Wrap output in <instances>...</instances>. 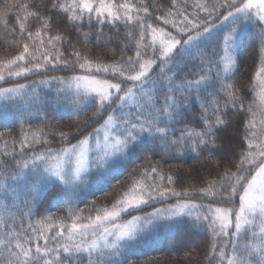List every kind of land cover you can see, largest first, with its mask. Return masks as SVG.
<instances>
[{
	"label": "snow or ice",
	"instance_id": "snow-or-ice-1",
	"mask_svg": "<svg viewBox=\"0 0 264 264\" xmlns=\"http://www.w3.org/2000/svg\"><path fill=\"white\" fill-rule=\"evenodd\" d=\"M11 7L17 9L22 51L3 65L8 69L7 75L27 76L49 68L71 72V76L50 79L64 85L58 92L70 94L78 112L95 109L75 128L54 134L59 136L61 147L33 152L18 166L40 176L41 185L51 179L53 183L58 181L67 186L92 166L115 171L149 140L161 154L183 155L186 151L199 154L214 148L219 132L230 126L234 115L245 112L243 97L232 77L239 70L237 53L249 27L257 29L259 38L256 51L259 63L254 83L249 87L253 91L260 89L258 107L264 114V0H191V3L161 0L159 4L157 0H40L39 4L20 3ZM7 11L0 15V23L5 28ZM48 12L63 13L62 19L78 33L85 24L89 28L98 26L97 41L105 25L115 27L123 22L125 27L133 28L126 35L134 43V55L104 63L98 57L90 58L70 42V52L57 47L64 43L63 34L48 36L45 42L42 32L46 34L53 24ZM154 12L158 14L154 16ZM30 18L39 24L35 32L28 30ZM160 21L175 32L158 26ZM10 31L15 33L16 28ZM186 58L198 60L201 65L197 78L177 83V73L173 72L171 78L165 75L166 69ZM154 68L158 71L154 72ZM158 76L167 79V84L163 80L158 84ZM5 79L4 72L0 71V81ZM217 84L224 94L223 103ZM28 88L26 84L0 87V97L11 99L24 95ZM197 103L200 120L194 126L177 129L175 125L183 124L185 113ZM246 111L250 118L243 121L239 159L232 163L235 171L225 167L218 174L219 179L207 181L204 187L177 191L172 185L180 177L166 175L158 165L150 164L141 171V179L135 180L111 209L97 210L94 218H87L88 223H79L82 217L76 216L71 225L54 224L48 217L40 222L39 229L28 226L38 233L35 236L25 235L24 230L6 232L0 239V246L8 254L4 264H82V261L122 264L119 258L127 248L151 237L160 227L180 223L210 234L207 264H264V118L257 131L253 105L249 104ZM90 128L92 131H88ZM31 135L36 144L51 143L43 133ZM20 144L22 150L31 147L27 135ZM6 163L0 161V165ZM3 187L0 209L6 211L7 185ZM40 191L41 187L33 184V201ZM170 197L177 198L175 204L132 215V211L142 210V206ZM122 214L131 215V219L117 223ZM53 227L59 230L51 236L46 234ZM50 239L54 242L52 246ZM40 240L44 241L43 245Z\"/></svg>",
	"mask_w": 264,
	"mask_h": 264
},
{
	"label": "trees",
	"instance_id": "trees-1",
	"mask_svg": "<svg viewBox=\"0 0 264 264\" xmlns=\"http://www.w3.org/2000/svg\"><path fill=\"white\" fill-rule=\"evenodd\" d=\"M160 2L161 0H157L158 4ZM189 2L191 3V0ZM20 3L39 4L40 0H0V15L8 9L6 15L7 28L0 23V71H3L6 77L4 81H0V87L14 83L29 86L28 89H25L24 95H16L11 99L7 97L0 99V161L7 162L0 165V193L5 192L3 185L6 184V203L8 204L6 211L0 209V239H3L4 234L10 230L17 232L24 230L25 235L35 236L38 233L33 232L32 228L28 226L31 224L39 229L40 222L48 217H51V222L54 224L62 222L64 225H71L76 216L82 217L78 221L79 223H88L87 218L89 216L94 218L98 214L97 210L111 209L115 201L125 191L129 190L133 182L141 179V171L149 167L150 164L158 165L166 175L172 174L174 177H180L172 185L177 191L189 187H204L207 181L219 179L218 174L225 167H232L233 162H238L240 152L238 145L242 140L244 131L243 121L250 118V114L246 111L249 104L253 105V111L256 113L257 131L262 127L259 122L264 118V114L260 112L258 107L260 104L259 88L257 87L253 91L249 87L254 83L253 76L259 63V58L256 55L259 38L256 34L257 29L249 27L243 36L237 53L239 70L232 77L235 87L239 89L243 97L245 112L234 115L230 126L219 132L214 148L205 149L199 154L191 151H186L183 155L161 154L157 145L149 140L142 148L136 149L115 171L97 169L92 166L90 170L87 169L81 175L77 182L67 186L58 181L53 183L51 179L46 184L41 185L40 176L31 173L28 169H19L18 166L28 159L33 152H42L47 147L54 149L61 147L59 136L54 134L75 128L77 123L90 117L95 109L88 108L86 112H78L77 106L72 103L71 95L65 96L64 93L58 92V89L63 88L64 85L50 79L52 76H69L73 74L71 72L49 68L48 71L41 69L39 72L29 73L27 76L9 77L7 75L8 69L3 65L8 59L22 51L19 26L16 23L17 9L11 7L13 4ZM41 11L43 14V10ZM191 11L192 9L189 8V12ZM157 14L153 13L154 16ZM20 15L23 16V12ZM47 15L52 17L53 24L46 34L42 32L45 42L48 36L63 34L64 43L63 45L57 44V47H62L70 52V42L77 49L87 53L90 58L96 59L98 57L104 63L119 61L121 56L127 59L128 56L134 55V43L126 35L129 31H133V28L131 26L125 27L123 22L115 27L105 25L103 35L97 41L98 26L89 28L85 24L81 32L78 33L70 24H67L66 20L62 19L63 13L48 12ZM157 24L173 31V33L175 32L170 26L163 25L162 21L157 22ZM13 27L16 28L15 33L10 31ZM38 27L39 24L30 18L28 30L35 32ZM85 33L88 34L87 37H85ZM25 41H27L26 37ZM203 67L206 68L207 66L204 65ZM200 69L201 65L198 60L186 58L178 62L177 65H173L170 70L166 69L165 75L171 78L173 72L177 73L175 81L179 83L180 80L197 78ZM13 70H15V66H13ZM153 71H158V69L154 68ZM214 72L215 69H213ZM156 79L158 84L161 80L165 85L167 84V79H164L163 76H158ZM42 80L49 82L39 83ZM33 88L35 92L31 91ZM216 90L220 92L219 99L223 103L224 94L219 84L216 85ZM200 117L201 110L197 103L185 113L183 124H177L175 127L179 129L184 125L194 126ZM32 133L38 135L43 133L51 143L45 145L32 142ZM176 134L179 135V132ZM25 135L28 136L31 147H25L22 150L20 142ZM74 141L75 139L71 140L72 143ZM13 149H15L14 153ZM6 151L10 154L4 155ZM209 151H211V155H209ZM29 163L31 162L29 161ZM232 170L235 171V168L232 167ZM14 176H16L15 180L13 179ZM33 184L41 187L40 194L34 201ZM164 186H168L166 181ZM176 199L170 197L162 202L154 201L151 205L142 206V210L132 211V215L144 214L153 208L175 204ZM238 203L239 197L237 196L236 204L238 205ZM29 209H31L30 214ZM184 219L187 220V218ZM58 230V227H53L46 234L51 236ZM210 238L209 233L203 229L191 227L188 223H180L173 227H160L151 237L127 248L119 259L122 264H207L205 257L208 253ZM190 240L198 241V244L191 245ZM39 243L43 245L44 241L40 240ZM53 243L50 239L49 245L52 246ZM7 255L3 246H0V264H4ZM82 264H86V261H82Z\"/></svg>",
	"mask_w": 264,
	"mask_h": 264
},
{
	"label": "rangeland",
	"instance_id": "rangeland-1",
	"mask_svg": "<svg viewBox=\"0 0 264 264\" xmlns=\"http://www.w3.org/2000/svg\"><path fill=\"white\" fill-rule=\"evenodd\" d=\"M71 75H73V74H71ZM71 75H69V76H71ZM17 83H14V84H10V85H7V86H5V87H14L15 85H16ZM259 92H260V89H259ZM2 98H4V97H0V99H2ZM101 123H102V121H101ZM99 125H95L94 127H98ZM90 131H92V129H90ZM73 143H76V140L73 142ZM93 152H95V148H94V146H93ZM87 171V169L84 171V172H82L81 173V175L83 174V173H85ZM81 177V176H80ZM79 180V179H78ZM78 180H76L75 182H77ZM239 204V203H238ZM238 206V205H237ZM151 211H153L152 209L151 210H149V211H147V212H151ZM146 213V212H145ZM138 215H143V214H138ZM131 219V215H128V214H122V216H121V218L117 221V223H124L125 221H127V220H130ZM194 238H196V236H194ZM89 239H91V237H89ZM197 239V238H196ZM194 240H190V244L191 245H195L196 243L198 244V241H196V242H193ZM193 243V244H192ZM185 261H186V259H184ZM187 262V261H186Z\"/></svg>",
	"mask_w": 264,
	"mask_h": 264
}]
</instances>
